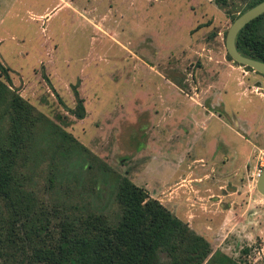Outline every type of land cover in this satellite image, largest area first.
<instances>
[{
  "label": "rangeland",
  "instance_id": "obj_1",
  "mask_svg": "<svg viewBox=\"0 0 264 264\" xmlns=\"http://www.w3.org/2000/svg\"><path fill=\"white\" fill-rule=\"evenodd\" d=\"M239 7L0 0V64L10 88L110 167L86 192L85 159L72 154L65 173L73 195L107 209L113 177L124 175L212 251L264 264V197L254 187L264 164V76L224 47ZM44 171L42 163L32 173L40 198L48 195Z\"/></svg>",
  "mask_w": 264,
  "mask_h": 264
},
{
  "label": "trees",
  "instance_id": "obj_2",
  "mask_svg": "<svg viewBox=\"0 0 264 264\" xmlns=\"http://www.w3.org/2000/svg\"><path fill=\"white\" fill-rule=\"evenodd\" d=\"M232 1L213 0L219 7ZM235 1L238 15L261 0ZM234 45L264 61V11L238 29ZM76 86L70 85L73 114L81 118ZM72 154L85 159L91 184L80 185L86 192L96 188L100 174L109 176L104 161L9 87L0 64V264H246L212 251L203 236L124 175L113 177L107 209L94 208L79 197L82 191L73 195L75 183L65 173ZM42 163L44 198L31 182ZM62 185L66 190L58 189Z\"/></svg>",
  "mask_w": 264,
  "mask_h": 264
},
{
  "label": "water",
  "instance_id": "obj_3",
  "mask_svg": "<svg viewBox=\"0 0 264 264\" xmlns=\"http://www.w3.org/2000/svg\"><path fill=\"white\" fill-rule=\"evenodd\" d=\"M263 11L264 0H261L236 15L230 21L224 34V47L228 56L238 64L250 67L253 71H256L262 75H264V61L240 54L235 48L234 36L238 29H240L245 23ZM254 187L256 191L264 197V164L256 176Z\"/></svg>",
  "mask_w": 264,
  "mask_h": 264
}]
</instances>
